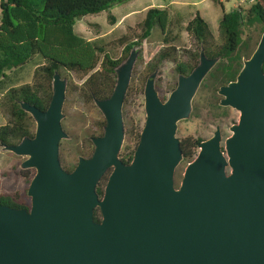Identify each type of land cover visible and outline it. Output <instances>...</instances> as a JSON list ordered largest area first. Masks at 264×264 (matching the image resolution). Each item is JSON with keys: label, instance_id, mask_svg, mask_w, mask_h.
<instances>
[{"label": "water", "instance_id": "water-1", "mask_svg": "<svg viewBox=\"0 0 264 264\" xmlns=\"http://www.w3.org/2000/svg\"><path fill=\"white\" fill-rule=\"evenodd\" d=\"M137 56L132 47L115 68L111 95L93 99L105 124L90 137L92 153L71 170L59 161L67 80L58 70L41 110L20 101L35 127L31 137L2 149L33 169L30 205L0 204V264H264V27L234 80L220 85L219 106L238 112L223 138L219 125L197 145L180 183L184 159L177 125L189 117L200 84L219 61L201 48L198 63L178 74L162 100L154 70L143 88L144 123L129 162L122 106ZM109 171L103 193H96ZM95 208L100 211L94 220Z\"/></svg>", "mask_w": 264, "mask_h": 264}, {"label": "trees", "instance_id": "trees-1", "mask_svg": "<svg viewBox=\"0 0 264 264\" xmlns=\"http://www.w3.org/2000/svg\"><path fill=\"white\" fill-rule=\"evenodd\" d=\"M126 1L128 0H0V81L6 77L5 71L26 64L34 56L38 55L42 60L35 69V75L40 76V81L9 87L3 94L8 118L0 125V147L16 144L21 138L33 135L32 118L20 108L19 102H27L41 110L46 109L52 95L51 79L54 70L63 69L85 77L81 89L89 101L111 95L116 82V66L129 54L133 45L140 44L149 37L154 27H159L162 31L165 29L167 11L149 7L141 22L137 40L127 44L123 55L118 59L110 57L102 47L74 32L73 25L83 16L108 11L112 6ZM219 5L222 10L218 25L221 42L214 43L208 22L196 11L185 26L195 50H186L188 61L179 62L175 66L177 74H188L198 63L201 48L208 57H219V61L203 80H208L214 91L220 85L234 80L241 68L243 58L240 51L244 44L241 37L242 26L259 23L264 27V0H253L247 9L238 7L225 11L223 5ZM108 18L112 19L110 15ZM174 51L172 46L161 49L155 64L149 69L153 70L163 61L169 60ZM262 68L264 71V61ZM161 99L164 100L165 97L161 96ZM215 106L221 109L224 117L227 115L229 108ZM125 115L123 105L124 125L127 123ZM104 124L105 120L101 122V128ZM130 131L131 129L127 133H131ZM101 134L102 132L98 135ZM136 139L138 142L139 133ZM200 141V138L190 136L180 138L182 155L187 162L196 155ZM132 154L133 151L127 157L120 155V158L129 162ZM59 161L64 169H72L70 164L64 162L60 153ZM20 172L28 184L32 175L28 176L27 170ZM108 174L109 171L101 177L95 188L99 196L103 193ZM20 194L19 191L12 195L0 193V204L28 208V205L18 201ZM93 217L96 221L100 220L98 208H95Z\"/></svg>", "mask_w": 264, "mask_h": 264}, {"label": "rangeland", "instance_id": "rangeland-1", "mask_svg": "<svg viewBox=\"0 0 264 264\" xmlns=\"http://www.w3.org/2000/svg\"><path fill=\"white\" fill-rule=\"evenodd\" d=\"M197 2L199 0H128L112 6L108 11L88 14L75 21L74 32L102 47L110 57L118 59L123 55L125 46L137 40L141 22L149 7H164L163 9L168 14L167 25L163 31L159 27H154L148 38L142 40L140 44L132 46L136 49L137 56L123 103L127 125H124L123 119L124 139L119 156L127 157L136 147V135L140 133L145 118L143 88L149 74L154 70L157 71L155 87L159 96L166 98L177 81L176 64L188 61L186 50L191 52L195 50L193 41L185 30V26L193 17L195 10H199L202 17L208 22L213 41L215 44H219L221 33L218 25L222 15L219 4H222L224 10L228 11L238 7L247 9L251 3L250 0H201L199 4ZM108 15L112 19L108 18ZM262 33L263 27L259 23L242 26L241 37L244 44L241 45L240 54L243 59L251 55ZM168 46L175 48L172 56L155 69L150 70L149 68L155 64L159 51ZM41 63L40 56L36 55L26 64L5 71L6 77L0 81V125L4 124L8 118L7 108L4 104V90L12 86L40 81V76L35 75V69ZM58 72L62 78L67 80L62 107L64 116L61 124L69 136V138L60 141L59 153L64 162L73 168L77 163L78 156L87 157L92 153L93 145L90 137L98 136L103 132L101 122L104 118L95 104L82 94L81 85L85 77L63 69ZM220 97L208 80L202 82L192 99V110L189 117L178 122L176 136L179 139L190 136L203 140L212 135L217 125L221 128L223 138L229 135L228 127L237 120L238 112L232 108L223 107L229 108L224 117L221 109L215 106L219 105ZM31 120L34 129L35 124L33 119ZM130 129L131 133H127ZM24 158L0 147V193L12 195L15 191H19L21 194L18 201L29 207L30 198L26 195L28 184L20 172L23 169L19 167ZM186 164L187 160L183 159L175 169L176 186L180 183ZM25 170L28 171V176L34 173L33 169Z\"/></svg>", "mask_w": 264, "mask_h": 264}, {"label": "crops", "instance_id": "crops-1", "mask_svg": "<svg viewBox=\"0 0 264 264\" xmlns=\"http://www.w3.org/2000/svg\"><path fill=\"white\" fill-rule=\"evenodd\" d=\"M172 1H174V0H172ZM199 2H201V0H199ZM199 2H197V3L199 4ZM197 3H196V5H197ZM145 7H147V6H145ZM145 7H144V9H146ZM161 8H164V7H161ZM196 11H198V12L200 13L199 10L196 9L195 12H196ZM200 15H201V14H200ZM201 16H202V15H201ZM124 18H126V17H124ZM80 33H81V32H80ZM83 35H84V34H83ZM88 40H89V39H88ZM1 80H2V79H1ZM6 90H7V89L4 90V93L6 92Z\"/></svg>", "mask_w": 264, "mask_h": 264}, {"label": "built area", "instance_id": "built-area-1", "mask_svg": "<svg viewBox=\"0 0 264 264\" xmlns=\"http://www.w3.org/2000/svg\"><path fill=\"white\" fill-rule=\"evenodd\" d=\"M251 2L253 1V0H250Z\"/></svg>", "mask_w": 264, "mask_h": 264}]
</instances>
